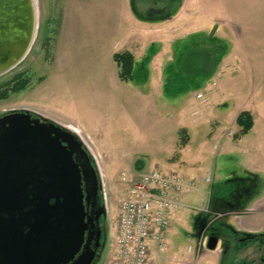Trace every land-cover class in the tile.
<instances>
[{"label": "rangeland", "instance_id": "rangeland-1", "mask_svg": "<svg viewBox=\"0 0 264 264\" xmlns=\"http://www.w3.org/2000/svg\"><path fill=\"white\" fill-rule=\"evenodd\" d=\"M36 1L38 29L30 51L14 70L0 76L2 83L24 73L31 79V84L28 89L11 94L7 100L0 102V117L28 108L56 115L59 114L58 104L67 97L71 98L70 101L74 99L75 102L94 103L102 101L105 96L106 103H109L112 91L99 93L92 90L94 83L89 82V77H82L80 84L75 85L70 92L63 88L57 66L49 63L55 51L65 0ZM155 1L154 4L147 0H135L136 18L150 29L171 25L177 32H173L168 46L166 42L154 46L159 52L152 65L151 47L145 58L135 63L136 72L138 73V66L142 70L130 85L146 92V103L142 98L141 101L137 99L139 97L131 87V98L137 97L128 106L131 123L127 122L128 116L122 114L120 109L114 111L112 107L106 112L108 126L105 133L91 135V145L96 148L97 154L92 158L100 172L108 209L104 220L106 241L95 264H108L112 250L115 212L126 189L120 174H138L154 168L165 174H178L194 186L193 190L183 193L180 199L182 210L172 223L173 233L167 237L166 249L160 252L162 263L176 257L192 261L193 264H218L219 246L216 250L218 253L207 249L197 252L195 221L199 211L208 207L225 210L226 203L236 201V191L241 195V208L251 205V199L255 201L264 194V187L256 190L257 192L254 190L250 203L247 202L250 188L247 187L248 182L246 185L240 182L246 174L236 140L240 130L234 123L242 106L257 102L252 91L264 89V0H179V5L174 3L170 6L172 11L166 10L160 19L151 20L147 13L150 7L157 9L167 5V0ZM117 2L118 0H78L80 7L77 10L81 11V21L84 24L81 33L84 52L89 53L90 49L87 47L91 45L93 53L103 54L101 47L109 48L115 40L118 43L130 30L124 14L122 16L116 7ZM169 21L171 23L168 24ZM216 23L218 29L209 40L215 38L225 43L227 55L212 76L201 77L188 85L186 83L183 92L170 97L164 91L167 67L176 64L183 52L195 43L202 48L214 46L207 38ZM161 36L164 38L165 34ZM237 37L243 42L238 50L239 55L243 56V62L239 66L234 62V44L231 43ZM227 56L229 59L223 62ZM142 62H147L146 66ZM44 76L49 81L40 85L38 92L34 93V88ZM98 78L104 79L102 76L96 77ZM113 95L119 106L124 104L118 90H114ZM261 100L264 102V96ZM112 121L118 123L115 124L114 131H108ZM182 128L186 130L179 134ZM229 128H233V136L224 137L223 132ZM186 131L190 139L186 147H182L181 141L186 137ZM246 188L248 193H244ZM252 207L244 209L245 213L252 214L240 216L238 221L241 226L244 228V225L251 224L264 227V214L253 213L257 206ZM190 247L192 251H189ZM150 260L154 262V258L150 257Z\"/></svg>", "mask_w": 264, "mask_h": 264}, {"label": "water", "instance_id": "water-1", "mask_svg": "<svg viewBox=\"0 0 264 264\" xmlns=\"http://www.w3.org/2000/svg\"><path fill=\"white\" fill-rule=\"evenodd\" d=\"M37 29L36 0H0V76L27 57ZM217 29L218 23L209 39ZM47 121L27 110L0 118V264H95L104 245L83 180L91 173L95 191L100 183L103 189L100 172L94 160L82 171L74 158L76 149L88 157L80 139ZM31 157L39 164L28 165ZM28 171L30 187L22 180ZM206 249L216 251L218 239L210 237Z\"/></svg>", "mask_w": 264, "mask_h": 264}, {"label": "crops", "instance_id": "crops-1", "mask_svg": "<svg viewBox=\"0 0 264 264\" xmlns=\"http://www.w3.org/2000/svg\"><path fill=\"white\" fill-rule=\"evenodd\" d=\"M77 3L78 0H65L60 16L59 32L55 41V51L49 65L57 66V74L59 75L61 84H63V88L66 91H72L75 85L80 84L82 77H89V82L94 83L91 87L92 90L98 91L99 93L112 91L109 95V103H106L105 96H103L102 101L100 100L94 103H89L86 101L75 102L74 99L70 101L71 98L67 97L65 101H62L58 104L59 114L54 115L45 110L41 112L40 110L29 108L27 109V111L74 133L76 137L80 139L83 146L87 149L88 153L93 157L97 154L95 152L96 148L91 145V135H103L105 133L108 126L106 112L108 113V110H111L112 107H114V111L120 109L122 114L128 116L127 122L131 123L130 110L128 109V106L129 104L131 106V104L135 102V98H137H131L130 88L132 87V85L130 84L135 81V77L140 75V70H142V68L138 66L137 73L134 66L133 78L128 81H122L119 78V68L113 58L114 54L126 51L130 52L134 55L136 63V61L145 58L144 56L147 54L149 47H151V49L153 50V58L151 60L152 65V63L157 60V53L159 52L155 50L154 46L162 42H166V46H168L169 41L172 39L173 32H177V30H175L176 28H173L171 25H167L164 28H162L161 26H156L154 29L148 28L146 24L136 18L131 0H118L116 7H118L122 16L124 14L126 22L130 25V30L118 43L115 40V42L113 41V45L109 48L101 47L103 49V54L93 53L91 51V45L90 47H87V49H90V52L86 53L83 51L85 49V46L83 45L81 40V33L83 32L84 24L81 21V11L77 10L80 7V5ZM169 23H171V21H169L168 24ZM161 34L163 36L165 34V37L162 38ZM148 37L151 38L148 39ZM231 43L234 44V62L237 66H239V63L242 64L243 62V56L241 54L239 55L238 50L240 46H243V42L239 37H237ZM96 51L98 52L99 50L97 49ZM228 56L224 59L223 62L229 59ZM101 76L104 77V79H96V77ZM90 77H92V79H90ZM45 78L46 77L44 76L42 80L39 81L38 86L33 90L34 93L38 92V87L40 85H43L46 81H49V79ZM132 88L133 92L137 93L139 97L137 99L141 101L140 99L142 98L144 103H146V92L142 91L140 87L133 86ZM114 90H118L122 94L124 100L123 105L119 106L115 101L116 99L113 95ZM161 94L162 90L160 91V95ZM252 96L257 99V102L242 106L236 114L234 123L236 124L238 116L244 111L250 112L253 117V127L250 132L244 136L237 137L236 140L239 144L240 156L243 158L242 167L245 170L246 174V176L243 177L241 181H244L246 183L248 182V184L252 188L258 190L261 187H264V102H261L263 101L261 99L264 96V89H254L252 91ZM116 123L118 122L112 121V124L109 125L110 127L108 131H114ZM182 129L184 131L186 130L185 128ZM182 129L179 131V134L180 132H182ZM224 134L225 131L223 132V136L226 137ZM186 135L188 136V143L190 137L187 131ZM186 145L182 147H186ZM251 201L253 203L251 205L249 204L248 206H250L251 208L252 205L257 206L256 210L253 213H256L258 215L264 214V194L259 199ZM181 210L182 209L172 211L169 214L170 227L165 233V241L167 240V237L173 233L172 223L178 218ZM200 214L201 213H199L198 217L202 216ZM118 215L119 204L115 212V237L110 257L113 253L117 235ZM262 217H264V215ZM244 227L250 229L258 228V226H252L251 224H249V226L244 225ZM160 252L161 251L157 249L156 245L154 243H151L150 257L154 258V262H151L150 264L194 263L192 261H183L179 258L177 259L176 257H171L166 260V262L162 263L163 258L161 257Z\"/></svg>", "mask_w": 264, "mask_h": 264}, {"label": "built area", "instance_id": "built-area-1", "mask_svg": "<svg viewBox=\"0 0 264 264\" xmlns=\"http://www.w3.org/2000/svg\"><path fill=\"white\" fill-rule=\"evenodd\" d=\"M233 134V128H229L224 135ZM120 179L126 184V193L119 200L117 235L108 264H150L151 243L159 251L166 248L169 214L182 209L183 193L194 186L178 174H165L156 168L138 174L123 172ZM199 212L209 213V210ZM206 241L207 238H198L197 251L205 248Z\"/></svg>", "mask_w": 264, "mask_h": 264}, {"label": "flooded vegetation", "instance_id": "flooded-vegetation-1", "mask_svg": "<svg viewBox=\"0 0 264 264\" xmlns=\"http://www.w3.org/2000/svg\"><path fill=\"white\" fill-rule=\"evenodd\" d=\"M138 0H136L137 2ZM152 3H156L155 0H147ZM162 1V0H159ZM174 3L179 5V0H167V5L165 4L162 8H153L150 7L147 10L149 15L148 19H160L161 15L167 11H172L170 6ZM1 118V117H0ZM49 123V121H47ZM2 130V126L0 127V134ZM74 149V148H73ZM86 150L88 157L82 152H75L74 158L75 162L81 168L82 171L89 170L91 166L94 167V163L92 157ZM29 160L32 162H36L33 157L28 158V165L30 164ZM91 163V164H90ZM33 165V164H30ZM40 173V170H38ZM91 173H87L83 180V188L87 191L88 201L86 202L87 210L89 212V216L92 219H96L97 228L101 230L100 232V244L105 245L106 239V230L104 226V220L107 218L106 215H101L97 217V212L101 210V208L105 207L107 211V206L104 201L103 191L101 189V183L99 185V189L95 191V187L93 184ZM24 184L27 186H32L33 182L29 179V171L26 174V178L22 179ZM41 183H46L47 181L42 178ZM249 188V186H247ZM257 189L250 190L251 192ZM248 193L249 190H244V193ZM243 193V192H242ZM243 195V194H242ZM235 202L226 204V208L229 211L226 212H218L216 210H211L209 214H205L199 217L198 222L195 221V230L197 237L207 238L206 244L208 243L210 237H215L218 239V246L220 247L219 252V262L218 264H264V227L261 228H246L241 226V222L238 220L240 216H244V211L234 212L231 209H234L241 204V195L239 191L235 192L234 195ZM253 208V207H252ZM97 241L93 243L94 248L97 247ZM101 247V246H100ZM100 247L98 248L100 250ZM98 250V251H99Z\"/></svg>", "mask_w": 264, "mask_h": 264}, {"label": "trees", "instance_id": "trees-1", "mask_svg": "<svg viewBox=\"0 0 264 264\" xmlns=\"http://www.w3.org/2000/svg\"><path fill=\"white\" fill-rule=\"evenodd\" d=\"M131 1L134 5L135 0ZM207 40L215 45L209 48H202L195 43L196 45L194 44L192 47H189L185 52H183L182 56L179 58L176 64H170L167 67V80L164 84V91L170 97L178 96V94L183 92L189 82H194L201 77L209 78L210 76H212L221 60H223V58L227 55L228 51L227 45L225 43L215 38L212 40H209V38H207ZM113 58L119 68V78L122 81H128L132 79L133 69L135 66L134 55L126 51L114 54ZM142 63V65L145 64V66L147 64V62ZM30 84L31 79L29 77H26L24 73H19L15 75L11 80L0 83V102L7 100L11 94L20 93L28 89L30 87ZM236 124L240 128L238 137L248 134L253 127V117L251 113L248 111L240 113L236 120ZM187 138V135L186 137L184 136V139H182L181 141V146L186 145ZM240 182H243L246 185V182L241 180ZM248 186L250 190H253V188L249 184ZM252 194L253 191L250 195L252 196ZM250 195H248L247 197V202L249 203L250 199L253 197H251ZM246 207H248V205H246ZM246 207L241 208L240 206H237L231 210L234 212L244 211ZM212 210H216L218 212L229 211V209L227 208H225V210H218L217 207L213 208ZM198 220L199 217L196 219V221L198 222Z\"/></svg>", "mask_w": 264, "mask_h": 264}]
</instances>
